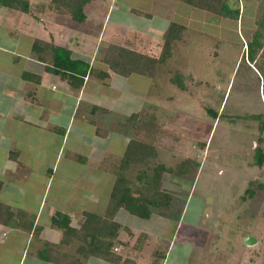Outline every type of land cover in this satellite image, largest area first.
Returning <instances> with one entry per match:
<instances>
[{
    "label": "rangeland",
    "instance_id": "374dc122",
    "mask_svg": "<svg viewBox=\"0 0 264 264\" xmlns=\"http://www.w3.org/2000/svg\"><path fill=\"white\" fill-rule=\"evenodd\" d=\"M29 1L28 32V27L39 33L42 30L41 36L51 35L55 43L71 48L74 57L85 58L93 64L109 42L159 56L169 24L178 22L186 26L184 40L174 42L173 55L161 64L158 77L113 74L112 80L98 82L105 87L112 85V94L120 100L119 111L105 107L107 112L90 116L87 104L93 100L88 102L89 93L77 103L74 128L78 135L74 140L89 142L91 138L90 130L77 128L82 123L80 118L98 122L96 128L101 131L112 129L118 138L113 142L106 140L103 145V151L109 149L115 157L109 156L108 160L119 163L123 151L120 146H125V138L134 137L156 147L158 156L151 160L150 167L161 163L175 167L187 159L199 164L191 175L171 172L162 175V188L173 195L170 210L155 212L147 219L126 210L119 212L116 220L134 232L120 230L121 243H116V251L135 264H264V188L259 186L264 185V164L259 166L255 162L256 148L264 152V125L261 129L262 118L252 116L264 115V48L256 62L248 61L246 51L264 0H229L241 9L238 21L179 0H93L85 6L84 23L58 13L50 6V0ZM5 9L0 6V40H5L8 28L20 21L10 14L1 16ZM2 42L9 50L13 49L10 40ZM39 64L38 60L25 59L16 63L20 69H39ZM174 68L195 77L188 80L186 91L170 83ZM0 69L3 76L13 70L7 54L1 51ZM14 100L8 89L0 91V107H4L3 113L0 109V124ZM209 108L217 111L216 120L208 114ZM132 113H139L136 125L128 121ZM56 115L57 120L64 119L63 113L56 112ZM25 126L29 131L34 127L29 119ZM18 133L23 139L21 130ZM53 139L51 146L41 149L49 151L61 144V139ZM35 152L43 157L39 148ZM146 167L133 165L130 176L135 178L137 170H146ZM10 169L7 178L21 174L22 169ZM115 179V175L111 177ZM31 180L40 182L41 178L33 176L27 181ZM107 188L104 186L101 190L107 192ZM248 188L255 189L253 196L246 191ZM106 206L107 201L104 206L101 203L94 207L101 212ZM47 227L50 231L62 230L60 224L52 221ZM10 228L0 226V264H19L21 259V264H48L33 254L36 251L33 245L42 247L44 243L37 244L32 238L25 249L22 237L14 238L16 231ZM64 249L70 254L76 252L75 247ZM21 251H26L25 256L22 257ZM80 258L83 262L90 258L91 264H111L95 256Z\"/></svg>",
    "mask_w": 264,
    "mask_h": 264
},
{
    "label": "crops",
    "instance_id": "0c3cea01",
    "mask_svg": "<svg viewBox=\"0 0 264 264\" xmlns=\"http://www.w3.org/2000/svg\"><path fill=\"white\" fill-rule=\"evenodd\" d=\"M5 8L7 9L1 16L10 14L20 21L15 26L8 28L7 37L4 38L3 36L5 40H0V43L4 41L3 44L6 43V40H10L14 46L12 50H9L7 46L0 44L1 53L5 52L7 54V61L10 66H13V70L7 72L6 76H3L2 73L4 72L0 69V89H8L10 95L15 99L14 103H9L4 113L5 120L0 124V199L11 205L16 213L27 210L35 216V224L42 227L41 234L38 237H33L31 233L21 229L10 228L16 231L14 232V238L22 237L25 249L32 238H35L37 244L40 245L46 242L60 244L62 230L59 232L50 231V228L47 227L51 224V221L55 222L53 216L57 212L66 213L71 217L73 224L79 227L84 219V212H97L96 207L101 203L104 206L106 201L108 203L115 182L111 180V177L114 176L113 172L102 170L99 163L110 159L111 156L114 157L111 150L106 149V152L103 151V145L107 142L106 140L113 142L118 137L112 129L101 131L96 128L98 122L93 119L87 118V120H84L80 118L82 123H78L77 128H81L82 131L90 130L91 138L89 142L75 141L76 138L74 137L78 135L77 130L75 134L74 128L78 100H82L86 93L90 94L88 102L91 99L93 100L87 104L90 116L93 113L98 116L102 114L100 111L93 112L94 105L108 109L113 108L112 111H119L121 105L118 104L120 100L112 94V89H110L112 85L111 87L110 85L105 87L103 84L98 83L100 80L92 76L87 78L83 88L75 89L65 81L60 80L52 72L47 71L46 64L34 56L32 44L36 38L49 41L51 35L43 37V35L41 36L42 30L39 33L37 29L35 31L34 28L31 29L30 27H28V32L26 17L29 12L26 13L15 8ZM27 36L29 38L26 39ZM23 43H25V48H23ZM22 59L38 60L40 62L39 69L31 67L17 68L16 63ZM88 61L93 64L90 60ZM27 71L38 74L41 79L40 82L25 78L24 73ZM29 81L32 84L29 85ZM89 83H92L90 88L87 87ZM1 95H3L2 92ZM97 98L99 99L98 102H96ZM3 108L0 107L1 113H3ZM56 112L64 114L62 121L57 120ZM28 119L34 126H32L33 130L31 131L25 126ZM103 119L106 120V118ZM107 121H109L108 118ZM109 122H107V125ZM18 130H21L23 139L19 137ZM28 133L31 134V137ZM120 135L123 134L120 133ZM45 136L48 137L47 140L44 139ZM53 138L61 139V144L54 149L50 148L49 151L41 149L42 146H51L54 142ZM130 139L132 138H125L126 142L123 143L125 146H120V149L123 150L122 153L125 151ZM36 148L40 149L44 158L35 152ZM122 153L121 156L124 154ZM106 154H108V157L104 158ZM78 156L81 157L77 158ZM11 167H14L15 170L22 169L20 170L21 174H12L13 176L7 178L9 170H12ZM33 176L35 178L38 176L41 181L33 182L31 180L28 182L27 180ZM93 184L94 187H92ZM104 186L108 187L107 192L101 190ZM104 211L105 208L97 213H104ZM122 230H126L129 234L134 232L131 227L129 228L124 224ZM121 234L122 232H119V238ZM54 235L55 239H53ZM79 244L78 240H74L68 245L63 244L62 247H65L64 250L67 248L69 250L70 247L77 249ZM33 246H36V251L33 254L37 258V250L42 247ZM7 249L9 248L7 247ZM10 250L17 251V249L12 248ZM25 253L26 251H21L22 257L25 256ZM21 261L22 259L19 264L22 263ZM84 262L85 264H91V259H85Z\"/></svg>",
    "mask_w": 264,
    "mask_h": 264
},
{
    "label": "trees",
    "instance_id": "16d2710c",
    "mask_svg": "<svg viewBox=\"0 0 264 264\" xmlns=\"http://www.w3.org/2000/svg\"><path fill=\"white\" fill-rule=\"evenodd\" d=\"M92 1L50 0V6L58 13L70 15L77 23H84L87 18L85 6ZM179 1L235 21H238L241 16V9L231 5L229 0ZM0 6L15 8L26 13L30 12L29 0H0ZM146 14L150 15L147 12ZM185 27L184 24L178 22L169 24L163 51L159 56L137 51L130 45L109 42L105 48L99 51L97 62L93 65L85 58L74 57L71 48L41 38H36L33 41L32 51L39 61L46 64L47 71L52 72L75 89L83 88L89 76L105 82L110 80L113 74L122 77L135 75L143 78H156L160 72L161 64H164L173 55L174 42L184 40ZM263 48L264 4L255 20L252 38L246 44L248 61L256 62ZM24 77L34 82L41 80L38 74L28 71L24 73ZM194 78L193 74H183L179 69L174 68L169 81L172 85L186 91L189 89L188 80ZM97 111L107 112V109L94 105L93 112ZM208 114L214 120L218 118V113L213 108L208 109ZM252 116L257 119L262 118L260 120L262 129L264 115ZM139 117V113H132L128 121L131 125H136ZM57 129L59 128L57 127ZM256 150L255 162L262 166L264 152L260 147H257ZM157 156V149L153 145L134 137L130 139L123 156L121 159L119 158V163H115L116 160H108L101 164L102 170L112 171L116 178L104 213L86 211L83 213L84 219L80 226L76 227L68 214L57 212L53 219L62 226L61 242L60 244L46 242L41 249L37 250V257L48 264H85L80 256L99 257L111 264H135L124 259L122 253L116 251L118 246L116 243H121L119 232L123 227V224L116 220L117 213L120 210H126L135 216L147 219L155 212L161 214L165 210H170L173 207V195L162 188V175L164 172H171L179 176L191 175L199 166L197 161L187 159L188 161L175 167H169L162 163L150 167L151 160ZM139 164H145L146 170H137L135 178L130 176V169L133 165ZM150 169L153 171L152 173L148 172ZM259 186L264 188L261 183ZM246 191L252 196L256 192L252 188H248ZM18 213L13 210L11 205L0 199V226L21 229L31 233L33 237H38L42 227L35 224V216L27 210H21ZM74 240L80 241L76 252L70 254L62 251L63 244L68 245Z\"/></svg>",
    "mask_w": 264,
    "mask_h": 264
},
{
    "label": "water",
    "instance_id": "95a60500",
    "mask_svg": "<svg viewBox=\"0 0 264 264\" xmlns=\"http://www.w3.org/2000/svg\"><path fill=\"white\" fill-rule=\"evenodd\" d=\"M247 240H248V241H250V242L252 241V239H251V238H249V239H247ZM253 241H254V240H253Z\"/></svg>",
    "mask_w": 264,
    "mask_h": 264
}]
</instances>
